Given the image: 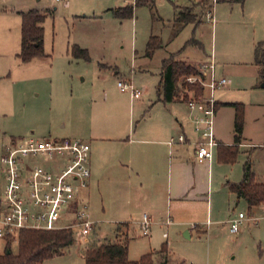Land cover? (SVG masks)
I'll use <instances>...</instances> for the list:
<instances>
[{
  "label": "rangeland",
  "instance_id": "1",
  "mask_svg": "<svg viewBox=\"0 0 264 264\" xmlns=\"http://www.w3.org/2000/svg\"><path fill=\"white\" fill-rule=\"evenodd\" d=\"M122 1L108 0L106 4L115 6V2ZM98 2L105 0H70L78 8L68 10L62 2L54 0H0V127L4 131L38 140L65 137L90 140L93 131L106 136L131 134L129 124L133 113L130 93L122 92L118 81L131 80L134 87L146 90L145 98L150 93L156 94L165 52H157L152 58H146L143 54L152 32L164 39L169 37L173 24L170 27L169 22L174 18V2L177 1L156 0L153 7L150 5L152 2L148 6H139L135 12V25L131 20L120 23L112 17L97 20L73 16L94 15L95 11L99 12ZM213 4L214 27L207 19V12ZM34 8L55 11L44 23V49L48 56L23 63L17 56L21 50L22 23L18 11ZM198 15L203 22L197 29L184 30L178 43L183 44L191 37L198 39L202 45L191 49L192 58L210 59V55H214L216 79L225 77L230 80V83L215 90V100L243 103L247 109L244 137L253 145L239 150L237 161L229 167L228 179L231 182L241 181L243 166L250 160L256 177L264 181V76L260 74L261 66L256 63L255 55L259 44H263L264 48V0H228L219 3L208 0ZM177 27L178 24L175 30ZM74 45L88 49L91 59L76 58L72 52ZM193 65L198 73L180 78V97L188 94L189 100L206 101L208 97L205 93L210 95V88L206 87L199 98L185 88L186 85L203 86L200 64ZM119 103L123 115L116 123L112 118V109ZM135 118L136 125L138 117ZM220 129L224 141L233 140L231 112L230 119L222 122ZM36 161L52 168L61 163L42 155ZM3 180L5 182L4 175ZM95 207L98 213L92 218L96 227L88 242L76 241L66 255L49 259L43 264H85L84 254L93 246L114 242L118 237L125 239L123 228L118 226L121 221L99 214V202ZM239 210L247 215L243 204L236 208V213ZM259 214L264 213L260 212L257 216ZM3 215L4 209L1 208L0 217ZM118 229L121 235L117 237ZM130 238V256L139 258L145 239L141 228L131 231ZM246 238L255 257L244 262L239 255L231 263L264 264V219H257L247 226ZM6 244V239L0 238V255L4 254ZM11 250L13 253L19 250L16 237L11 242ZM220 251L218 249L216 257L212 256L209 262L203 242L194 239L175 244L172 260H185L186 264H230L229 258H233L234 248L225 246L224 251Z\"/></svg>",
  "mask_w": 264,
  "mask_h": 264
},
{
  "label": "crops",
  "instance_id": "2",
  "mask_svg": "<svg viewBox=\"0 0 264 264\" xmlns=\"http://www.w3.org/2000/svg\"><path fill=\"white\" fill-rule=\"evenodd\" d=\"M136 1L123 0L122 2H115L113 4L115 6H109V4H106L108 0H105L103 3L98 2V5H100L99 12L95 11L94 15L74 14L73 16L77 18L90 17L97 20L112 17L120 23L131 20L135 25L137 22L135 12L139 6L134 7L133 17L126 19L117 18L113 9L131 4L135 5ZM149 1L147 6L151 2L152 7L156 5V0ZM176 1L174 2V18L172 22H169V26L173 23L172 27L170 26L169 37L164 39L162 36L154 34V32L149 36V39L151 36H158L162 41V47L155 54L160 51L165 52L162 61L171 55H175L178 60L192 64L209 61L208 58L197 60L192 58L191 49L202 45L198 39L191 37L183 44L178 43V38L184 30H191L192 27L197 29L203 22L198 12L201 8L206 7L207 0ZM221 1L228 0H219L216 3ZM63 5L68 10L78 8L76 4L70 3V0L68 3H63ZM29 10H20L18 13ZM47 10L52 11V15L55 12L52 9ZM47 10L39 11L45 12ZM180 13H185V19L187 20L195 16V22L193 20L185 23L178 22L177 19ZM161 20L164 22L162 18ZM210 23L214 27V22ZM177 24L178 27L175 30ZM199 51L201 52V50ZM143 56L146 58L153 57L146 56V49ZM214 58L216 60V57ZM136 60L137 54H135ZM158 87L156 94L150 93L146 98L145 89H141L143 91L142 96L136 98L132 97L128 91L130 93V109L133 113V118H130L129 124L131 134L128 136H106L98 131H93L89 136L90 140L81 139L91 146L92 176L88 187L80 191L83 201L88 206L89 217L94 221L92 215L98 213L95 206L99 202L101 209L99 214L104 218L118 219V221H121L118 226L121 223L127 224L122 227L125 233L122 235L129 239L130 260H138L142 255L152 252L156 264H162L166 257L170 261L169 264H186L185 260L173 262L174 245L196 239L203 242L209 262L212 256L216 257L217 250L221 249L220 252H222L225 246L234 248L233 258H229L230 264L239 255L241 261L249 262L255 256L249 243H246L247 226L256 222L257 219H264V214L257 216L260 212L264 213V204L250 208L246 200L239 198L236 193L231 192L229 189V183H239L243 180L245 164L242 180L231 182L232 180L228 179V173L230 174L231 168L229 169V167H232L233 164L219 161L220 146L234 145L235 142V134L233 140L227 142L223 140L224 134L220 129V125L230 119L231 112L234 130L236 108L223 104L239 102L216 101L214 134L218 145L213 148L214 156L211 162H199L196 146L202 137L201 131L197 130V126L203 127L204 124H198L197 120L203 115V105L195 103L191 106L192 100H189V102H163L158 94ZM121 91L126 92L122 89ZM205 95L209 96L206 93ZM119 106H121L120 103L112 109V118L116 123L123 115L122 107ZM229 110L232 111L229 112ZM246 111L245 106V118ZM135 117H138L136 125L134 123ZM245 124L243 140L239 144V150L242 147L246 148L253 145L247 142L246 137H244ZM180 134H184L186 137L184 143L177 141ZM10 138H24V135L9 134L8 130L4 131L0 127V159L4 152V145ZM171 139L176 141L169 144ZM256 181L264 183L257 177ZM5 184L0 161V201ZM241 204L247 209V215L243 210L236 213V208ZM241 212L245 214V217L242 219L239 230L234 233L231 231V225L239 219V213ZM144 214L149 215L151 218L150 232L147 236L143 235L145 239L142 243L143 248L139 252V258H132L130 256L132 249L130 232L141 228ZM167 220H171V223L167 224ZM165 233L167 236H165ZM119 235L121 234L118 229L116 236ZM163 245L167 246V252L160 251Z\"/></svg>",
  "mask_w": 264,
  "mask_h": 264
},
{
  "label": "built area",
  "instance_id": "3",
  "mask_svg": "<svg viewBox=\"0 0 264 264\" xmlns=\"http://www.w3.org/2000/svg\"><path fill=\"white\" fill-rule=\"evenodd\" d=\"M68 3L69 0H54ZM216 3L217 0H214ZM209 22L214 20L213 10L207 12ZM199 73L204 89L210 88L206 101H192L203 105V115L197 120L204 126H197L201 131V141L197 143L196 153L199 162H211L213 148L218 145L214 134L216 100L214 92L225 86L230 80L216 79V62L214 55L209 61L199 65ZM118 86L129 91L136 98L143 94L130 81L119 80ZM176 140L171 139L169 144ZM178 142L184 143L186 137L180 134ZM57 163V167H47L36 161L38 156ZM2 172L5 177V189L0 201L4 215L0 217V238L16 236L21 229L73 231L75 242L87 243L93 233L96 222L89 217L88 206L83 201L80 191L87 188L92 176L91 146L77 138H53L38 140L34 137L12 139L4 146L1 156ZM4 206V207H3ZM245 214L239 213V219L231 225V231L237 232ZM151 218L144 214L141 231L149 235ZM167 224L171 220L166 221ZM165 236L167 234L165 233Z\"/></svg>",
  "mask_w": 264,
  "mask_h": 264
},
{
  "label": "trees",
  "instance_id": "4",
  "mask_svg": "<svg viewBox=\"0 0 264 264\" xmlns=\"http://www.w3.org/2000/svg\"><path fill=\"white\" fill-rule=\"evenodd\" d=\"M208 1V0H207ZM243 1V0H239ZM149 0H137L135 5H127L113 9L119 19L132 18L135 6L147 5ZM213 10V6L210 7ZM22 17L21 50L17 55L23 63L32 61L35 58H43L48 55L44 49L45 29L43 23L52 15V11L29 10L20 12ZM186 14L180 13L178 22H195V16L185 19ZM162 41L158 36H151L146 47V56L152 57L162 47ZM259 44L256 48V63L261 66V75L264 76V48ZM73 55L78 59L90 60L88 49L79 45L72 48ZM198 73L197 68L189 62L178 60L171 55L162 61L161 80L158 87V94L163 102H189V95L182 98L179 91V80L183 76ZM187 89L194 92L199 98L204 94V87L201 85H186ZM193 100V99H192ZM236 108L234 122V145H221L219 148V161L221 163L234 164L239 154V144L243 140L245 123V106L243 103H224ZM231 192L236 193L241 199L249 204L250 208L264 204V183H258L250 160H247L244 168V178L239 183H229ZM121 223L120 226H126ZM18 239L19 250L13 253L11 242ZM7 244L4 254L0 255V264H43L46 260L57 256L66 255L75 244L73 231L70 229L43 230V229H21L17 236L8 235L5 237ZM167 246L163 245L161 252H167ZM85 264H156L154 253L142 255L138 260L129 259V239L118 237L114 242L99 243L84 254ZM166 257L162 264H169Z\"/></svg>",
  "mask_w": 264,
  "mask_h": 264
}]
</instances>
